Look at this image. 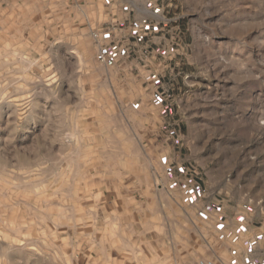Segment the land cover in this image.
<instances>
[{"label": "rangeland", "instance_id": "rangeland-1", "mask_svg": "<svg viewBox=\"0 0 264 264\" xmlns=\"http://www.w3.org/2000/svg\"><path fill=\"white\" fill-rule=\"evenodd\" d=\"M200 258L264 264V0H0V264Z\"/></svg>", "mask_w": 264, "mask_h": 264}, {"label": "built area", "instance_id": "built-area-1", "mask_svg": "<svg viewBox=\"0 0 264 264\" xmlns=\"http://www.w3.org/2000/svg\"><path fill=\"white\" fill-rule=\"evenodd\" d=\"M192 264H215V263L212 260L200 258L194 261Z\"/></svg>", "mask_w": 264, "mask_h": 264}, {"label": "crops", "instance_id": "crops-1", "mask_svg": "<svg viewBox=\"0 0 264 264\" xmlns=\"http://www.w3.org/2000/svg\"><path fill=\"white\" fill-rule=\"evenodd\" d=\"M238 235H239V234H238ZM224 236H225V238H226V242H228V239H227V237H226V236H227V234H226V232H225V231H224ZM158 239H159V238H158V236H157V237H156V240H157L156 248L160 250V248H161L160 246H161V245H160V243H159V240H158ZM159 250H158V251H159Z\"/></svg>", "mask_w": 264, "mask_h": 264}]
</instances>
